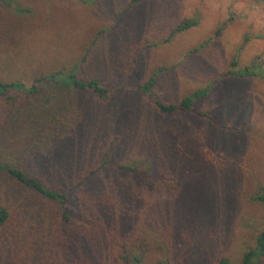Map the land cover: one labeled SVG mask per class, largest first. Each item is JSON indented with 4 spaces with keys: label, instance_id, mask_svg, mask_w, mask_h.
<instances>
[{
    "label": "rangeland",
    "instance_id": "374dc122",
    "mask_svg": "<svg viewBox=\"0 0 264 264\" xmlns=\"http://www.w3.org/2000/svg\"><path fill=\"white\" fill-rule=\"evenodd\" d=\"M129 1H0L1 82L30 86L53 72L76 71L112 90L103 102L37 83L61 110L62 128L21 152L20 131L10 138L0 123V164L64 186L101 161L114 141L118 162L152 156L172 182L149 195L128 176L102 172L94 183L112 188L117 212L127 204L125 210L141 215L132 231L109 210L94 218L92 229L62 224L56 204L0 174V207L9 215L0 227V264H123V244L141 264H217L220 258L240 264L263 229L264 206L254 199L264 190V79L227 73L256 58L264 68V7L250 0H145L126 7ZM185 19L198 25L165 42ZM156 72L153 93L166 104L208 86L211 92L190 114L159 116L152 98L135 89ZM68 133L81 139L66 146ZM73 146L87 151L80 156ZM166 227L183 241L172 245L159 236Z\"/></svg>",
    "mask_w": 264,
    "mask_h": 264
},
{
    "label": "trees",
    "instance_id": "16d2710c",
    "mask_svg": "<svg viewBox=\"0 0 264 264\" xmlns=\"http://www.w3.org/2000/svg\"><path fill=\"white\" fill-rule=\"evenodd\" d=\"M0 1L2 3L8 2V0ZM143 1L145 0H130L126 7H132ZM250 1L254 5L264 7V0ZM16 11L29 12L28 10H20L18 7H16ZM197 25L198 21L196 19H185L164 41L167 42L174 35L190 30ZM203 47L204 45H201L191 51V53H197ZM232 65L235 66V62H232ZM161 70L163 71V69ZM158 72L152 74L147 81L138 84L135 89L137 92L152 98V107L159 116L168 117L190 114L194 112L195 105L200 100L206 98L211 92V88L208 86L194 91L180 101L166 104L153 93V88L158 80ZM227 75L237 78L254 76L264 79V68L256 58L250 66L237 71L230 70ZM37 83L89 94L103 102L108 100L109 94L112 91L100 79L90 78L84 80L77 76L76 71L53 72L35 79L30 86L20 81H0V123H2V130L10 138L20 131L17 143H21V152L32 150L35 146H38V143L43 142L42 139L44 137L51 138L55 136L64 123L63 118L57 116L61 112L59 107L53 102H47L40 88L37 87ZM52 98L56 100V96ZM206 114L199 113L201 116H205ZM22 133L25 135L29 133V135L25 138L22 136ZM68 134L70 140L68 139V142L65 143L66 146L76 144L78 137L81 139L80 134ZM143 140L140 139L141 142ZM114 146L115 142L112 141L110 147L102 153L101 161L98 160L94 165L86 166L75 180L68 182L64 186L49 183L37 176H29L22 167L14 165L0 164V174H5L22 190L32 193L48 203L56 204L61 210L60 221L62 224L70 226L72 222L78 221V226L87 224L92 229L95 223L94 218L101 216L103 211L109 210L112 213H117L118 222H120V217L125 218V221L129 222L126 229L134 231L137 229L135 220L141 217V215L125 210L124 208L129 207L127 204H124V208H121L122 212L119 211L118 213L116 207L119 206L120 202L112 188L110 186L109 188L104 187L94 182L100 179L102 172L107 174V171H114L116 174L128 176L137 189L150 195L157 192L160 186L164 184L167 186L172 182V179L169 180L160 175L157 164L152 156L142 161L128 159L127 161L121 160L118 162V160L112 157ZM73 147L76 149L75 152L80 156L81 152L83 154L87 151V149L83 150V146ZM69 148H67L66 152ZM254 200L259 201L264 206V190ZM8 216L6 209L0 207V227L6 224ZM157 233L159 236L165 235L168 242L172 245L182 242L184 237L183 235L174 233L172 227H166L157 231ZM123 246L122 252L119 253L120 261L123 264H141V257L127 254L125 250L126 244H123ZM262 257H264V221L263 229L256 237L255 245L251 248H246L242 254L240 264H257ZM157 264H169V262L160 261ZM217 264L231 263L226 258H220L217 260Z\"/></svg>",
    "mask_w": 264,
    "mask_h": 264
}]
</instances>
